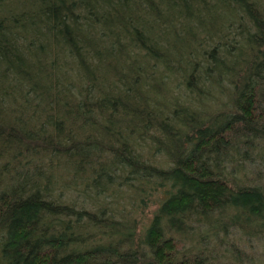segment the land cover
<instances>
[{
  "label": "trees",
  "instance_id": "16d2710c",
  "mask_svg": "<svg viewBox=\"0 0 264 264\" xmlns=\"http://www.w3.org/2000/svg\"><path fill=\"white\" fill-rule=\"evenodd\" d=\"M263 160L264 0H0V264H239Z\"/></svg>",
  "mask_w": 264,
  "mask_h": 264
},
{
  "label": "rangeland",
  "instance_id": "374dc122",
  "mask_svg": "<svg viewBox=\"0 0 264 264\" xmlns=\"http://www.w3.org/2000/svg\"><path fill=\"white\" fill-rule=\"evenodd\" d=\"M259 177H264V160L257 161L254 164H251L250 167L249 164H245L244 171L238 173L235 176V178L242 184L249 182L247 185L254 184L257 182L255 180ZM155 209L156 206L150 203L149 206L144 209L143 213L141 210V212L136 215L135 218L141 224H147ZM182 244L184 249L189 247V241H182ZM213 245L214 244H210L207 246V248L211 251L212 256L216 259L222 257L221 253H223L224 250L229 249L233 251L235 257L237 256L239 264H264V238H248L240 231L230 230L227 233L225 240L221 243V248L217 246V249H215ZM227 261L228 263L231 262L229 260Z\"/></svg>",
  "mask_w": 264,
  "mask_h": 264
}]
</instances>
